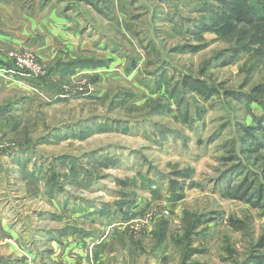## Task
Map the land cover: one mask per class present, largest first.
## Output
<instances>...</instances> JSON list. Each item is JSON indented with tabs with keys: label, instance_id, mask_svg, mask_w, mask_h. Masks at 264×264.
<instances>
[{
	"label": "rangeland",
	"instance_id": "obj_1",
	"mask_svg": "<svg viewBox=\"0 0 264 264\" xmlns=\"http://www.w3.org/2000/svg\"><path fill=\"white\" fill-rule=\"evenodd\" d=\"M38 2L48 46H27L24 9L0 42V264H182L189 239L190 263L264 255V193L224 194L264 187L239 129L264 119V23L226 53L232 14L264 0Z\"/></svg>",
	"mask_w": 264,
	"mask_h": 264
},
{
	"label": "trees",
	"instance_id": "obj_2",
	"mask_svg": "<svg viewBox=\"0 0 264 264\" xmlns=\"http://www.w3.org/2000/svg\"><path fill=\"white\" fill-rule=\"evenodd\" d=\"M221 11L219 8H215L214 12H219ZM234 12V11H233ZM235 13V14H234ZM232 14L233 18L231 19L230 22L234 23V29H233V34H238L237 39H235V44L234 46L231 48L233 50L231 51H227V55L231 56V55H237L239 50L241 49L243 44L237 43L240 36H242V34L247 31L246 27L249 26V28H255V24H261V23H254L257 22V20H260L261 22L264 23V9L261 10L259 7H256L254 4L252 3H248L247 4H243L238 10H235ZM248 28V29H249ZM254 35H250V38H252ZM228 56V58L230 59V57ZM219 60H226V58H218ZM217 60H214V62ZM264 119L262 118H258L256 119V123L251 126V127H242L239 126V129L241 132H243V136H241L240 138V143L241 146L244 147L245 143L247 142L250 145V148L254 149L255 147H260L262 149H264V126L263 123ZM50 137V136H49ZM237 168H242V165H238ZM263 171H264V167H263ZM243 178V177H242ZM256 183L254 184V179H256ZM251 186H254V191L256 190V197L259 198L262 193H264V187L259 184V180H258V176L255 174L252 180H247V177H245L244 179H241L239 181V183H236L234 186L229 185L227 187V189L225 190L224 194L227 195L230 198H239V199H243L245 196V191L246 188ZM198 221V220H197ZM196 221V222H197ZM235 222L238 223V229H244V225L241 224L240 221L238 220H233ZM195 222V224H196ZM202 223V222H201ZM199 221L198 223L194 225H192L189 230L190 232H192V230L194 229V227L196 228L197 225L201 224ZM191 240L189 239L186 243V249H185V254H184V259L182 260V264H196L194 262L190 263L188 261L189 256L201 252V250H199L198 248H195L191 245ZM256 245L258 248L262 249L264 248V231L258 236L257 240H256ZM251 258H249L248 260H246L243 264H264V255H251ZM250 262V263H249Z\"/></svg>",
	"mask_w": 264,
	"mask_h": 264
},
{
	"label": "crops",
	"instance_id": "obj_3",
	"mask_svg": "<svg viewBox=\"0 0 264 264\" xmlns=\"http://www.w3.org/2000/svg\"><path fill=\"white\" fill-rule=\"evenodd\" d=\"M25 2L26 0H0V42L3 41L7 45H19L17 43L19 40L17 33L18 11L24 9L25 15L23 16L20 13V17L26 23V26L29 23V31L28 27H26L22 35L25 36L27 46L42 51L44 46H48V42L46 43V34L49 30V24L51 22L54 24L53 30H58L59 28L57 27L59 26L55 25V18L51 17L48 4H43L39 8L38 0H30V5L25 4ZM61 28H65V26ZM31 29H36L37 34L42 38L41 41L34 39L36 33L30 32ZM28 36L29 40L26 39Z\"/></svg>",
	"mask_w": 264,
	"mask_h": 264
},
{
	"label": "built area",
	"instance_id": "obj_4",
	"mask_svg": "<svg viewBox=\"0 0 264 264\" xmlns=\"http://www.w3.org/2000/svg\"><path fill=\"white\" fill-rule=\"evenodd\" d=\"M17 62L20 66H26L27 68H29V72L36 74L38 72V67H36L34 64H32V62L30 63V61L27 60H21V58H17Z\"/></svg>",
	"mask_w": 264,
	"mask_h": 264
}]
</instances>
